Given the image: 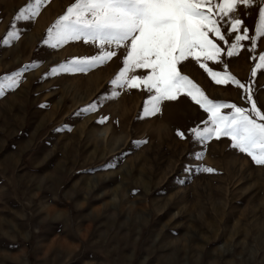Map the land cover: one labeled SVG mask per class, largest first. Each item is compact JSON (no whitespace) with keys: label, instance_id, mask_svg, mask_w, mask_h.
<instances>
[{"label":"rangeland","instance_id":"rangeland-1","mask_svg":"<svg viewBox=\"0 0 264 264\" xmlns=\"http://www.w3.org/2000/svg\"><path fill=\"white\" fill-rule=\"evenodd\" d=\"M28 3L0 0V84L23 71L0 96V264H264V166L229 138L196 142L189 130L207 113L186 95L139 119L149 93L117 89L112 99L123 48L86 74H51L97 48L43 43L74 0H51L35 19L16 21ZM259 7L238 8L240 34L244 27L255 34ZM13 25L19 38L4 44ZM211 38L224 49L221 63L201 62L214 71L227 65L246 86L251 79L264 112V69L251 76L264 37L255 52L251 40L242 41L232 57ZM29 64L35 67L24 70ZM179 67L210 99L250 109L243 89L215 84L195 60ZM93 102L96 111H80ZM101 117L108 119L101 124Z\"/></svg>","mask_w":264,"mask_h":264},{"label":"snow or ice","instance_id":"snow-or-ice-1","mask_svg":"<svg viewBox=\"0 0 264 264\" xmlns=\"http://www.w3.org/2000/svg\"><path fill=\"white\" fill-rule=\"evenodd\" d=\"M51 0H29L15 16L16 21L33 20ZM259 3L255 34L243 28L242 19L234 14L240 6L253 7ZM227 28V35L222 30ZM236 33L231 43L228 36ZM227 46L226 55L232 57L243 47L242 41L251 40L249 51L255 52L257 41L264 37V0H74L66 12L47 29L45 45L60 48L70 42H83L96 46L91 56L70 57L51 69V74L88 73L104 66L123 48L122 67L110 81L113 86L111 98L117 99V89H142L149 93L142 112L137 118H148L162 114L165 101H175L180 95L188 96L207 113L202 126L189 131L196 142L206 144L213 138H229L231 146L247 154L258 166H264V112L253 99L252 80L246 86L227 71H214L204 61L221 63L224 49L211 37ZM19 38L15 26L3 41L8 44ZM189 58L199 63L215 84L229 82L244 90L245 99L251 107H239L234 103H222L210 99L203 89L183 74L179 65ZM251 76L257 69H264V54L258 57ZM35 67L26 65L24 70ZM137 70H148L146 75L133 74ZM23 71L5 76L6 84H0V96L5 88H16ZM98 104L93 102L80 111L91 113ZM222 109H231L228 114ZM108 117H101L103 124ZM181 138L184 133L177 131ZM146 143V141H142ZM203 157V152L199 158ZM200 171L212 173L211 167Z\"/></svg>","mask_w":264,"mask_h":264}]
</instances>
